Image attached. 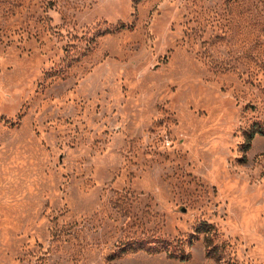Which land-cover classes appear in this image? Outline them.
Here are the masks:
<instances>
[{
    "label": "rangeland",
    "instance_id": "374dc122",
    "mask_svg": "<svg viewBox=\"0 0 264 264\" xmlns=\"http://www.w3.org/2000/svg\"><path fill=\"white\" fill-rule=\"evenodd\" d=\"M258 130L264 0H0V264H264Z\"/></svg>",
    "mask_w": 264,
    "mask_h": 264
},
{
    "label": "trees",
    "instance_id": "16d2710c",
    "mask_svg": "<svg viewBox=\"0 0 264 264\" xmlns=\"http://www.w3.org/2000/svg\"><path fill=\"white\" fill-rule=\"evenodd\" d=\"M257 134L264 135V130L252 131L249 133L246 141V148H245L246 151L250 149L251 143ZM211 253H212L211 251H208V255H210Z\"/></svg>",
    "mask_w": 264,
    "mask_h": 264
}]
</instances>
